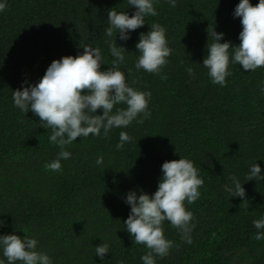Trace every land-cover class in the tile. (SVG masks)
<instances>
[{
    "label": "trees",
    "instance_id": "trees-1",
    "mask_svg": "<svg viewBox=\"0 0 264 264\" xmlns=\"http://www.w3.org/2000/svg\"><path fill=\"white\" fill-rule=\"evenodd\" d=\"M239 2L177 0L173 8L168 0H154L158 15L147 16L127 41L117 33V45L126 48L119 69L129 86L151 92V115L143 124L111 129L107 138L103 130L78 137L65 146L71 156L56 172L44 167L60 152L50 142L52 130L41 127L31 110L25 115L14 106L13 91L39 82L53 60L82 54L84 46L99 48L101 70H107L115 59L106 43L115 39V32L106 35L108 11L131 16L135 8L128 0H0L6 3L0 11V235L35 238L37 251L52 264H143L149 250L134 244L126 229V195L154 194L162 164L185 158L204 181L199 198L185 201L193 214L191 243L165 221V238L174 247L155 256L156 264H264V239H254L264 229L253 225L264 219V178L245 180L254 163L264 177V67L244 71L231 61L230 48L231 75L221 86L203 65L212 42L207 30L224 33L221 43H240L241 18L234 17ZM153 23L165 28L171 49L159 75L135 67L140 34ZM126 107L115 105L113 112ZM121 131L132 140L117 150ZM231 176L240 180L247 204L224 191L225 184L234 186ZM101 243L109 245L103 259L95 252ZM0 260L8 264L2 248Z\"/></svg>",
    "mask_w": 264,
    "mask_h": 264
},
{
    "label": "clouds",
    "instance_id": "clouds-1",
    "mask_svg": "<svg viewBox=\"0 0 264 264\" xmlns=\"http://www.w3.org/2000/svg\"><path fill=\"white\" fill-rule=\"evenodd\" d=\"M168 2L173 8L177 6V0ZM128 4L135 8L131 16L113 8L108 11L110 26L106 29V35L111 38L115 32V39L106 43L115 59L107 70H101L104 62L99 48L84 46L82 54L53 60L39 82L13 91L14 106L25 115L31 110L38 116L40 126L52 130L50 142L60 148L57 158L44 165L47 170H62L61 159L71 156L65 146L78 137H88L90 134L100 136L103 130L107 138L111 129L126 128L134 120L143 124L151 115L148 110L151 92L129 86L125 73L119 69V65L124 62L126 48L117 45L116 36L118 33L120 40L127 41L132 31L145 24L147 16H156L158 13L154 0H128ZM5 8L6 3H0V11ZM234 17H240L242 24L240 43L236 46L230 41L221 43L224 33H218L215 28L207 30L208 41L211 39L212 42L207 43L208 54L203 65L208 69L212 82L221 86L226 85V77L231 75L228 70L230 48L231 61L238 63L244 71L264 67V0H259L256 5L251 4L250 0H240L235 7ZM136 49L140 56L135 67L159 75L171 55L165 28L158 23L151 24L147 33L140 34ZM186 71L191 76L194 70L188 67ZM160 78L166 80L167 76ZM24 83L27 84V81ZM261 92L264 93V87H261ZM118 104H126L127 107L117 108L113 112L114 106ZM97 109H102L103 114H96ZM141 114L143 116L138 119ZM119 140L117 150L122 149L126 142H131L132 137L121 131ZM102 162L103 157L96 161L97 164ZM162 173L154 194L142 192L137 195L136 191L130 190L126 195L125 202L131 206L124 222L126 229L133 237L134 244L145 245L149 250L141 257L143 264H156L155 256L163 258L174 247L173 241L165 238V221L181 233L186 243H191L189 234L194 227L191 224L193 214L186 210L185 201L194 203L200 196L198 189L204 184L193 162L185 158L165 161ZM261 178L264 177L261 176L260 165L252 164L245 180L258 181ZM229 179L234 186L225 184L224 191L230 197L244 198L242 203L247 204L246 191L240 180L235 176ZM253 225L258 230L264 229V219L254 220ZM254 239H264V233L258 231ZM37 243L35 238L26 234L23 237L17 234L0 235V248L8 264H52L46 253L37 251ZM95 252L103 259L109 252V245L101 243L96 246ZM0 264H4V260H0ZM119 264H123V261Z\"/></svg>",
    "mask_w": 264,
    "mask_h": 264
},
{
    "label": "bare ground",
    "instance_id": "bare-ground-1",
    "mask_svg": "<svg viewBox=\"0 0 264 264\" xmlns=\"http://www.w3.org/2000/svg\"><path fill=\"white\" fill-rule=\"evenodd\" d=\"M191 128H192V127H191ZM191 128L188 127V131H189V129H191ZM186 129H187V128H186ZM193 129H194V128H193ZM184 130H185V129H184ZM191 130H192V129H191Z\"/></svg>",
    "mask_w": 264,
    "mask_h": 264
}]
</instances>
